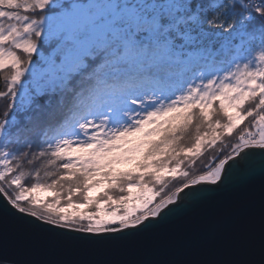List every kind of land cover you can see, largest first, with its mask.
<instances>
[{
  "label": "snow or ice",
  "instance_id": "6c2138e0",
  "mask_svg": "<svg viewBox=\"0 0 264 264\" xmlns=\"http://www.w3.org/2000/svg\"><path fill=\"white\" fill-rule=\"evenodd\" d=\"M0 102L10 209L69 240L150 230L254 150L264 177V0H0Z\"/></svg>",
  "mask_w": 264,
  "mask_h": 264
},
{
  "label": "water",
  "instance_id": "95a60500",
  "mask_svg": "<svg viewBox=\"0 0 264 264\" xmlns=\"http://www.w3.org/2000/svg\"><path fill=\"white\" fill-rule=\"evenodd\" d=\"M254 151L248 174L229 176L223 187L199 186L208 189L206 199L124 239L53 237L0 194V264H264V177Z\"/></svg>",
  "mask_w": 264,
  "mask_h": 264
},
{
  "label": "trees",
  "instance_id": "16d2710c",
  "mask_svg": "<svg viewBox=\"0 0 264 264\" xmlns=\"http://www.w3.org/2000/svg\"><path fill=\"white\" fill-rule=\"evenodd\" d=\"M2 110V102H0V112H2ZM57 118H59V114L57 115ZM216 155H218L217 150L206 152L205 155L197 161L195 168L192 170L193 174H202L205 171V166L210 162V157Z\"/></svg>",
  "mask_w": 264,
  "mask_h": 264
},
{
  "label": "rangeland",
  "instance_id": "374dc122",
  "mask_svg": "<svg viewBox=\"0 0 264 264\" xmlns=\"http://www.w3.org/2000/svg\"><path fill=\"white\" fill-rule=\"evenodd\" d=\"M117 169L120 171H128L134 168V162L133 163H122L116 165Z\"/></svg>",
  "mask_w": 264,
  "mask_h": 264
}]
</instances>
